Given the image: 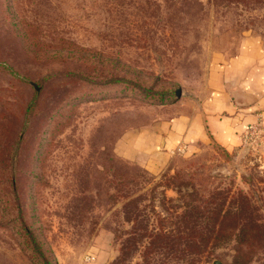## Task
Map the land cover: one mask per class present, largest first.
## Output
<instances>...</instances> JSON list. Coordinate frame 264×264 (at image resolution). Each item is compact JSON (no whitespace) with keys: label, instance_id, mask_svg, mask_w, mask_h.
<instances>
[{"label":"rangeland","instance_id":"obj_1","mask_svg":"<svg viewBox=\"0 0 264 264\" xmlns=\"http://www.w3.org/2000/svg\"><path fill=\"white\" fill-rule=\"evenodd\" d=\"M253 42L264 5L247 0H0V264H44L18 213L50 264L231 263L202 201L241 202L227 225L264 231V118L237 150L156 171L115 144L203 100L210 70Z\"/></svg>","mask_w":264,"mask_h":264},{"label":"crops","instance_id":"obj_2","mask_svg":"<svg viewBox=\"0 0 264 264\" xmlns=\"http://www.w3.org/2000/svg\"><path fill=\"white\" fill-rule=\"evenodd\" d=\"M207 88L203 100L171 104L150 127L124 134L115 144L116 155L156 171L178 153L210 143L237 150L245 131L264 118V48L250 43L210 70Z\"/></svg>","mask_w":264,"mask_h":264},{"label":"trees","instance_id":"obj_3","mask_svg":"<svg viewBox=\"0 0 264 264\" xmlns=\"http://www.w3.org/2000/svg\"><path fill=\"white\" fill-rule=\"evenodd\" d=\"M247 1H250V4L257 3L264 5V0ZM235 2H237V0H235ZM39 91V87L34 86L35 97H37ZM237 196L239 198H244V200H248V197L244 196L242 191H238ZM221 200L222 202H220ZM202 202L205 206L203 208L201 206V215L204 216L203 218H205V220H207L208 225H211L209 226L211 239L229 240L230 242L234 243V246L231 249V263L227 264H251L254 259V255H256L254 254V251L256 249L264 248V231L254 227L236 229L227 225V223H230L233 220L243 218L239 215V207L241 206V202H237L238 206L233 202L234 204L228 208L225 205L224 198L218 195L211 199H209V196H207ZM17 219L18 228H21L23 232L25 231L24 233L27 236L22 240L21 248H23L29 255H32L33 259L42 260L44 264H50L44 257L43 243L41 241L37 242L35 240L32 233L29 232V228L25 224L21 214L18 213ZM253 219L257 220L255 218ZM262 251H264V249ZM262 253V257L264 258V252ZM255 257H257V259H261V257L258 255Z\"/></svg>","mask_w":264,"mask_h":264},{"label":"built area","instance_id":"obj_4","mask_svg":"<svg viewBox=\"0 0 264 264\" xmlns=\"http://www.w3.org/2000/svg\"><path fill=\"white\" fill-rule=\"evenodd\" d=\"M254 129V126H250L246 131L245 133L243 134L242 136V144H244L245 142H247V140L249 139V134L251 132V130Z\"/></svg>","mask_w":264,"mask_h":264},{"label":"water","instance_id":"obj_5","mask_svg":"<svg viewBox=\"0 0 264 264\" xmlns=\"http://www.w3.org/2000/svg\"><path fill=\"white\" fill-rule=\"evenodd\" d=\"M175 94H176V96H178V94H179V91H176V92H175Z\"/></svg>","mask_w":264,"mask_h":264}]
</instances>
